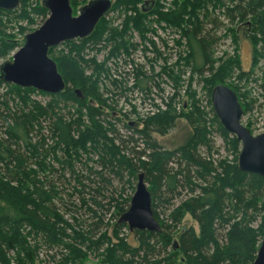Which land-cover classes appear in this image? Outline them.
<instances>
[{"label":"rangeland","instance_id":"1","mask_svg":"<svg viewBox=\"0 0 264 264\" xmlns=\"http://www.w3.org/2000/svg\"><path fill=\"white\" fill-rule=\"evenodd\" d=\"M89 1L91 0H72L75 7L74 16H77L79 9ZM144 1L133 0L129 3L133 7L129 9L125 0H113L110 14L101 20L89 38L62 43L51 49L49 57L57 64L63 78L69 76L70 81L66 83V87L72 92L81 91V85L84 84L96 88L98 96L108 108L104 113L109 115L100 117L101 124L107 130L111 131L115 127L121 136H133L138 140L140 148H145L146 141H142L143 137L138 131L144 129V123L150 122L151 118L159 114L158 109L165 112L166 105L170 104L169 109H172L173 115L176 116L173 128L170 129L167 125L164 135L155 131L148 132L158 147L163 151L173 152L182 146L188 137L202 131L201 133H205L207 144L196 145L197 154L214 167L232 164L235 155L220 132L211 97L205 89L204 82L210 75H206L204 79L194 72L182 29L177 28L179 22L174 25L175 28L168 26L167 12L184 0H155V8L148 13L141 11ZM41 6L42 0H20L15 10H0V67L3 63L12 61L25 36L40 28L46 21L37 13ZM215 13L213 16L220 18V24L216 25L215 29L213 25L207 26L211 30V36L215 38L212 52L215 73L222 61H229V73L223 85L235 90L238 96L240 94L239 101L245 111L242 124L254 136L260 135L264 133V53L260 55L262 42L257 44L256 54L254 41L247 32V24H239L238 19L233 23L222 11ZM71 70H74L72 75ZM6 92L7 88H0V106ZM30 97L29 99L43 106L50 102H59L56 114L65 121H80L85 125L89 122L86 110L71 100L60 96L52 98L36 90L30 93ZM15 104L18 105V102ZM15 104L12 102L11 106L17 108ZM169 109L166 112H169ZM131 122L135 123V126H129ZM152 125L154 129L159 127L153 123ZM35 129L40 137L44 134V150L50 148L51 151L48 155L41 156L44 158V164L35 162L37 164H34L32 169L44 182L45 190L50 192L53 204L51 206H54L63 221L68 222V225L86 240L79 241L77 245L87 254L84 264H112V255L108 256L107 252L110 247H115L118 255L124 258L123 262L118 264H153L155 261L164 264L163 261L171 253L172 246L168 247L166 253L156 252L145 261L142 257L144 251H140L143 259L136 253L141 246V236L138 233L131 232L125 224L118 229L117 236L114 234L115 224L124 214L116 215L117 204H121L122 199L131 201L138 178L130 179L125 174L124 180L121 181L110 174V181H103L101 184L96 176L104 171L99 162L102 143L97 146L88 144L86 152H78L80 159L73 161L66 149L56 145L55 133L45 121L41 127L36 125ZM33 135L34 140L38 141L39 136L37 135V139L36 133ZM45 168L52 170L41 175L40 169ZM2 169L0 165L1 179ZM104 173L109 176L107 172ZM199 183L204 184L198 180ZM146 184L147 188L152 190V184ZM24 187L2 184L0 212L5 206L9 207L5 200L10 195L7 189L22 190ZM81 190L83 194L80 193ZM164 190L163 188L162 191L156 192L157 196L159 197L160 192L163 194ZM179 192L180 195L170 201H166L169 196L160 201L157 197L154 200L152 196V209H156L158 222L166 228L164 232L172 237L173 245L175 242L179 243L183 230L193 229L197 235L200 234V226L191 215L184 212L178 214L183 204L193 195L187 188ZM175 215L180 217V220L176 219ZM100 220L104 225L101 224L98 229L94 223H100ZM252 220V227L259 230L264 226V213L255 214ZM25 224L26 226L20 227V243L5 245V257L0 264H60L62 257L67 253L66 250L48 249L39 237L31 233L27 223ZM91 230V235H86L85 232ZM226 230H221L219 234L225 237ZM68 234L72 239L76 236L69 231ZM104 235L111 239V245L105 242L100 246H91L90 242L97 243L100 239L102 241ZM15 237L14 241L17 240ZM121 239L128 246L127 252L119 253L120 248L115 245L119 244ZM154 243V240L150 242L151 245ZM173 262L187 264L181 254L174 258Z\"/></svg>","mask_w":264,"mask_h":264},{"label":"trees","instance_id":"2","mask_svg":"<svg viewBox=\"0 0 264 264\" xmlns=\"http://www.w3.org/2000/svg\"><path fill=\"white\" fill-rule=\"evenodd\" d=\"M125 1L129 9H132L133 6L129 3L133 0ZM71 6L74 10L72 0ZM217 11H222L223 15L230 17L233 23L238 19L239 24H247L248 35L254 41L255 53L257 54L256 47L260 42L263 45L260 55L264 53V0H184L174 9H170L166 15L168 17L166 19L169 20L167 24L175 28L174 25L179 22L177 28L182 29L181 33L184 36L194 72L202 78L210 75L205 82L203 80L209 97L214 87L224 84L229 73L228 60L221 62L216 73L214 70L215 62L212 52L215 38L211 36V30L207 26L213 25L215 29V26L220 24V18L213 16ZM37 13L45 19L49 16L48 10L42 6L37 9ZM234 37L237 40V36L234 35ZM70 73L74 74V70ZM63 79L66 83L70 81L69 76ZM1 87L7 88V92L0 106V165L3 167L0 187L2 184L6 186L17 184L25 187L22 190L7 189L10 195L5 200L9 207L5 206L0 212V261L3 262L5 257L6 244L20 243L22 233L20 227L26 226L25 223L31 228V233L39 237L48 249L66 250L67 253L62 257L60 264H84L87 261L86 252L84 253L77 246L79 241L86 240L82 234L73 230L68 222L63 221L54 206H51L50 192L45 190L44 182L32 169L33 165L37 164L35 162L44 164V158L41 156L48 155L51 151L50 148L44 150L46 147L44 134L40 137L35 129L36 125L41 127L44 121L55 133L56 145L66 149L73 161L80 159L78 152H86L88 144L96 146L103 144V149L100 148L99 162L109 176L104 171L98 174L99 176L96 177L101 184L103 181H110V174L123 181L125 174L133 179L138 178L141 172L145 175V182L152 184V190L149 191L154 200L157 197L160 201L169 196L166 201H170L180 195L179 190L190 189L193 197L183 204L178 214L184 212L191 215L200 226V234L197 235L193 229L183 230L179 243L175 242L173 245L172 237L164 232L166 228L158 222L156 209L153 208L154 217L160 224L162 232L157 234L135 231L141 236V246L136 253L141 257L140 251H144L142 257L146 259L145 261L148 260V256L156 252L166 253L170 246L173 249L163 261L164 264H175L173 260L180 254L187 264H252L255 261L264 235V226L255 230L251 223L254 221L252 219L255 214L264 213V178L238 169L240 143L235 136L224 130L217 118L220 132L235 155L232 164H222L220 168L214 167L197 154L196 145L207 144L205 133H201L202 131L188 137L186 142L173 152L163 151L152 141L149 131L164 135L167 125L168 128H173L176 116L173 115L172 109H169L170 104L166 105L165 112L158 109L159 114L151 118L150 122L144 123V129L138 131V134L143 137L142 141H146V147L140 148L138 140H135L133 136H121L115 127L109 131L101 124L100 117L109 114L104 113L108 108L98 96L95 87L81 85V98L67 87L59 95L45 94L52 98L60 96L79 104L86 110L89 117L86 125L80 121L76 123L65 121L57 115L59 102L54 101L43 106L29 99L33 89H22L0 81ZM12 102L14 104L18 102V105L15 104L17 108L11 106ZM168 109L169 112H166ZM152 123L159 127L154 129ZM34 133L37 139V135L39 136L38 141L34 140ZM173 164L176 168L171 166ZM49 170L40 169L41 175L47 174ZM198 180L203 181L205 185L198 184ZM163 188L165 189L163 194L160 192L158 197L156 192L162 191ZM95 203L100 205L98 202ZM129 207L130 200L122 199V203L117 204L116 215L125 213ZM92 213L96 216L94 211ZM21 215L24 218H19ZM175 217L180 220V217L176 215ZM101 224L104 225L102 220L100 223L95 222L94 226L99 229ZM123 225L125 224H115V236ZM7 229L8 232L5 233ZM223 229H227L225 237L219 234ZM68 231L76 235L74 239L69 236ZM91 232L92 230L85 233L89 236ZM13 237L17 240L14 241ZM69 239L74 243L69 242ZM153 240L156 243L151 245L150 242ZM221 240L224 241L221 242ZM119 241V244H115L120 248L119 253L127 252L128 246L122 239ZM105 242L112 244L107 235L103 236L102 241L100 239L97 243H90L91 246H100ZM158 245L159 248H157ZM107 252L108 256L112 255V264L123 262V256L118 255L115 247L108 248ZM161 263L155 261L153 264Z\"/></svg>","mask_w":264,"mask_h":264},{"label":"water","instance_id":"3","mask_svg":"<svg viewBox=\"0 0 264 264\" xmlns=\"http://www.w3.org/2000/svg\"><path fill=\"white\" fill-rule=\"evenodd\" d=\"M19 4L20 0H0V10L12 11ZM112 6L113 0H91L74 16L71 0H42V7L49 12L48 18L40 28L25 36L12 61L1 65L0 81L45 94H61L66 89V82L59 73L57 64L49 57V51L62 43L84 40L91 36L100 21L110 14ZM154 6V0H146L141 11L148 13ZM75 93L79 98L82 97L80 90ZM211 101L224 130L235 136L241 144L238 169L264 178V133L254 136L242 124L244 109L237 93L228 86L218 85L211 92ZM134 124L131 122L129 126L133 127ZM118 223L127 224L131 232H162L154 217L152 194L147 188L143 173L138 175L130 207L119 218ZM252 264H264V235Z\"/></svg>","mask_w":264,"mask_h":264}]
</instances>
